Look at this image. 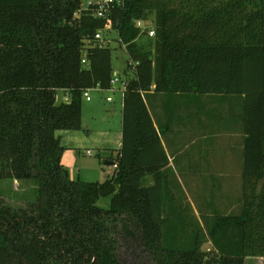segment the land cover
<instances>
[{"label":"trees","instance_id":"trees-1","mask_svg":"<svg viewBox=\"0 0 264 264\" xmlns=\"http://www.w3.org/2000/svg\"><path fill=\"white\" fill-rule=\"evenodd\" d=\"M81 3L0 0V180L37 185L36 200L23 207L0 194V264H127V250L131 264L264 257V0L114 3L107 17L128 57L122 143L102 182L71 178L56 135L81 129L83 90H106L113 75L110 46L95 37L106 19ZM136 20L151 23L154 34ZM140 36L148 41L139 44ZM151 86L242 98L241 208L206 217L213 251L201 250L197 232L163 230L168 157L144 99ZM60 89L67 101L56 102ZM148 175L153 183L145 185ZM108 195L109 207H99Z\"/></svg>","mask_w":264,"mask_h":264},{"label":"rangeland","instance_id":"rangeland-1","mask_svg":"<svg viewBox=\"0 0 264 264\" xmlns=\"http://www.w3.org/2000/svg\"><path fill=\"white\" fill-rule=\"evenodd\" d=\"M89 1L82 0L81 7L86 8ZM103 37L111 49L113 74L117 71L118 77L123 80L125 74L124 67L128 57L124 45L119 43L117 34L113 29L105 31ZM136 41L142 44L148 40L140 36ZM115 87L121 88L120 83H115ZM158 93L163 95L160 96L161 99L163 97L165 100L166 97H169L168 93ZM87 94L92 99L90 102L86 101V97L83 95L82 106L87 109L92 105L89 103L100 104L102 111H91V109H88L83 116L82 129L58 130L56 131V135L60 137V142L64 146L62 155L71 178L89 182H102L112 175L114 170L111 165L105 164L106 160L110 158L111 152H106L107 143H104L105 145H102V148L98 146L100 148L98 149L94 146V142H111L110 140L113 139L117 130L122 127L121 111L119 110L121 94L119 91L113 92L109 89L102 92L89 89ZM184 95L182 94L178 98V102H181V105L187 101L186 96L183 97ZM107 96L111 97L112 102L106 101ZM145 97L150 101L148 95H145ZM67 99L68 96L64 90L60 89L57 91L56 102ZM214 99L218 100L215 104L210 105H203L202 100L200 98L197 99V103L191 105L188 113L182 111L185 110L183 108L180 111H176V115L172 117L174 122L170 125L169 129L166 130L165 126L161 128L165 142L171 140L179 148L177 155H174L176 157L173 161L175 167L168 168L163 172L164 210L162 216L169 217L163 222V230L165 233L170 234L176 228V235L178 237H190L192 232H197L201 241L200 248L205 252L214 250L212 241L207 234L208 229L206 225L210 222L206 221V217L210 219L212 216L222 214L217 210L216 212H205L209 207H218L215 204H218L219 197L211 193H217L218 191V194H221L219 196L223 197L222 195H225L226 191L219 190L217 188L218 185H223L224 183H230L231 185L233 181L208 178L197 172L189 176L183 173V168L187 166L209 167V165L205 163L201 165L188 164L181 167L178 162L180 160L182 162L191 161L193 158H201V161L217 158L219 161H222L223 158L234 155L235 152L238 156L241 154L240 142L242 138L240 139V132L236 131L235 127L236 125L239 126V121L236 124L239 117L241 118L242 127V115L240 116L242 98L239 95H227L225 99ZM207 115H212V118L215 116L219 117V115L226 118V123L231 125L229 128H234L230 133L233 137L229 138V132L226 133L220 130V128L212 129V124L207 129H204L206 131L189 125V123L199 118L208 117ZM79 136L83 137V140L80 141ZM231 139H233L232 143ZM79 147L81 148L79 149ZM87 149L91 151L90 154L86 153ZM170 152L171 154L174 153V151ZM186 176L190 178L188 179ZM19 183L22 186L19 185L16 187L18 189H15L12 179L3 178L0 180V194L6 205L18 208L23 207L26 203H33L36 200L37 185L32 180H20ZM143 183L150 185L153 183V179L151 177L145 178ZM229 192L235 193L234 190ZM232 196L234 195H230V197ZM238 198L241 199L242 195H239ZM211 202L213 205L210 204ZM96 204L101 208H108L110 196L100 197ZM239 207L241 208V203H239ZM122 258L127 264L136 261V258L128 250L122 254Z\"/></svg>","mask_w":264,"mask_h":264},{"label":"crops","instance_id":"crops-1","mask_svg":"<svg viewBox=\"0 0 264 264\" xmlns=\"http://www.w3.org/2000/svg\"><path fill=\"white\" fill-rule=\"evenodd\" d=\"M61 90H64V89H61ZM91 90H96L98 92L104 91L103 89H100L98 87L91 88ZM64 91H65V93H68V90H64ZM115 91L116 92L119 91L121 94L120 95L119 110L121 111V120H122V97H123L122 88H118V90H115ZM182 94L183 93L169 94L168 95L169 97H166V99L164 100L163 97H162V99L160 97L162 94L160 95V93L154 92L153 86H151V90H149L147 93H145V95L149 96L150 101L144 95V99H145L147 108H148L150 115L152 117L154 126L156 127V129L159 132L162 145H163L165 152L167 154V157H168V164L163 168V172L165 170H167L168 168H174L175 167L173 164V161L176 159V157L174 155L175 154L177 155L179 148L177 147L176 144L174 145V142L171 140H169L168 142H165V140L162 136L161 128L163 126H165L166 130L169 129L170 125H172V123L174 122V119L172 117L176 115V111H180L181 108H183L185 110H182V111H184L185 113H188L190 111L191 105H194L195 103H197L196 100L199 98L202 100L203 105H210V104H215L216 101L218 100V99H214V98H220V99L224 98L225 99L227 97V95H225V94L196 95L193 93H186L183 97L186 96L187 101L183 102L181 105V102H178V98ZM192 98H194V99H192ZM91 99L92 98L85 99V100L90 102ZM109 102H112V99ZM89 104H92V105H90V107L87 109L84 106H82V109H81L82 124H83L84 113L88 109H91V111H102L100 104H93V103H89ZM241 115H242V107H241L240 116ZM207 116L208 117H203V118H199L196 121H192V123H189V125L190 126H196L200 130H204V129H207L212 124V127H211L212 129L220 128V130H223L226 133L229 132V134H228L230 136L229 138L233 137V136H231L230 133L233 131L234 128L233 127L229 128V126H231V125L226 123V121H225L226 118H223L221 115H219V117L215 116L214 117L215 119L212 118V115H207ZM208 118H210V119H208ZM240 120H241V118L239 117V119H237V121H236V124L239 121V126L236 125L235 129H236V131L240 132V139L242 138V141H243V131H242ZM82 124H81V126H83ZM81 129H82V127H81ZM204 131H206V130H204ZM82 138L83 137L79 136L80 141L83 140ZM232 140L233 139L230 140L231 143H232ZM110 141L111 142H103V143L102 142H98V143L94 142V146L97 148H98V146L102 148L103 147L102 145H105L104 143H107V146H106L107 151L106 150L105 151L107 153L111 152V155H110V158L106 160L105 164L112 166V163L115 161L116 157L118 156L119 150L121 147L122 127H120V129L117 130V133L115 134L113 139ZM242 141L240 142L241 143V145H240L241 154L239 156L236 155V152H235L234 155L227 156V157L223 158L222 161H219L217 158H214V159L211 158L209 160L207 159V161H201V158H193L191 161L189 160V161H183L182 162L180 160L178 162V164L181 167L186 166L188 164L201 165V164L205 163V164L209 165V167H205V166H203V167H200V166L189 167V166H187V167L183 168V173L187 174L189 176H190V174L197 172L198 174H203V175H205V177H208V178H214V179L217 178V179H222V180L233 181L231 185H230V183H227V184L224 183L223 185H218L217 188L219 190L226 191V194L225 195L223 194L222 195L223 197H221V196H219L221 194H218V191H217V193H211L212 195L215 194L216 196L219 197L218 204H215L218 207L217 208L209 207L205 210V212H216V210H217V211H220V213H222L223 215H227V214L237 213L240 211L239 210L240 209L239 203H241V199H239L238 196L242 195V189H241V186H242V169H243ZM169 147L171 148V150H169L170 149ZM80 148L81 147H79V149ZM98 149H100V148H98ZM87 150H89V149H87ZM170 151H174V153L171 154ZM82 153L86 154L85 152H82ZM61 162L66 167V165L64 164L63 155L61 156ZM113 172H114V170H113ZM189 176H186V177H188V179H189L190 178ZM148 177H151V175L146 176V178H148ZM19 182H20V180H12V184H13L15 189H18L16 187L20 185ZM20 186H22V185H20ZM231 190H234L235 193L229 192ZM230 195H234V196L230 197ZM210 204L213 205L212 202ZM245 264H264V257H247L245 259Z\"/></svg>","mask_w":264,"mask_h":264},{"label":"built area","instance_id":"built-area-1","mask_svg":"<svg viewBox=\"0 0 264 264\" xmlns=\"http://www.w3.org/2000/svg\"><path fill=\"white\" fill-rule=\"evenodd\" d=\"M121 2H122V0H90L86 6V8H88L90 6L89 8L92 9V12L95 16L106 19V23H105L104 27L102 28V30H99L95 34L96 39L100 40V43L103 46L107 45V42L103 37L104 32L111 29V20L107 17V14L111 11V8L114 5V3L120 4ZM135 23H136L137 27H140L141 31H144L147 29V33L149 36H152L154 34V28H153L151 23L145 24V22L143 20H136ZM82 62H84V60H82ZM115 83H120L121 88H122V93H123V91L125 89L126 81H124L120 77H118L117 72H115L112 75V78L110 80V87L108 89L111 91L118 90V88L115 87ZM89 89H91V88H86L83 90V95L86 97V99H90V96L87 94ZM67 96H68V93H67ZM106 100L110 101L111 97H109V96L106 97ZM86 153L90 154L91 152H90V150H87ZM112 166L114 168H116L117 163L113 162Z\"/></svg>","mask_w":264,"mask_h":264},{"label":"water","instance_id":"water-1","mask_svg":"<svg viewBox=\"0 0 264 264\" xmlns=\"http://www.w3.org/2000/svg\"><path fill=\"white\" fill-rule=\"evenodd\" d=\"M151 58V57H150Z\"/></svg>","mask_w":264,"mask_h":264}]
</instances>
